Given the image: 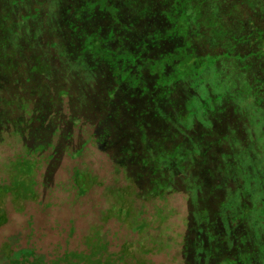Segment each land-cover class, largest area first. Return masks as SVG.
Wrapping results in <instances>:
<instances>
[{
    "label": "rangeland",
    "instance_id": "obj_1",
    "mask_svg": "<svg viewBox=\"0 0 264 264\" xmlns=\"http://www.w3.org/2000/svg\"><path fill=\"white\" fill-rule=\"evenodd\" d=\"M7 1L16 8L27 4L20 8L28 9L25 16L14 11V26L25 19L30 31L62 30L81 46L80 63L87 60L84 64L91 65L93 58L109 64L112 83L98 73L74 86L83 83L90 94L102 92L104 107L114 115L125 114L116 125L128 147L119 140L97 145L88 138L99 158L87 151L71 159L66 153L79 149L77 138L67 149L35 147L20 155L30 163L14 166V160L3 166L15 152L0 146V264H18L29 256L36 259L34 264H181L190 255L208 262L211 250L197 249L194 241L221 239L209 230L215 224L235 228L251 220L253 227L238 232L249 244L264 246V208L254 205L239 212L231 207L227 212L218 202V212L206 217L204 210L197 211L195 217L191 204H202L205 198L197 192L190 204L180 179L203 184L216 160L220 172L233 169L227 176L240 180L238 192L261 194L264 161L255 151H244L258 146L247 130L261 126L264 116L257 97L264 98V88L258 89L264 75V28L256 27L258 18L264 25V0H146L147 14L134 9L135 0H124L133 9L131 19H120L109 0ZM61 80L50 79L43 87L60 95ZM94 95L88 97L93 102ZM74 102L79 103L76 97L64 105L73 108ZM80 108L61 112L67 122L86 119V109ZM7 112L15 114L14 108L3 109L4 115ZM124 127L130 132L124 133ZM90 132L78 136L84 140ZM261 145L264 150V140ZM109 147L114 153L105 152ZM148 147L151 152L144 153ZM118 150L124 152L115 161L109 154ZM246 164L249 173L243 172ZM171 212L176 215L167 221ZM189 221L194 232L188 239L193 242L179 251L176 245L189 235ZM163 228L175 232L171 237L176 245L167 256L163 251L172 240ZM193 249L200 251L191 254ZM236 254L238 264H248L254 256L240 250Z\"/></svg>",
    "mask_w": 264,
    "mask_h": 264
},
{
    "label": "trees",
    "instance_id": "obj_2",
    "mask_svg": "<svg viewBox=\"0 0 264 264\" xmlns=\"http://www.w3.org/2000/svg\"><path fill=\"white\" fill-rule=\"evenodd\" d=\"M26 5L27 4H22L20 6L18 5L16 8L12 6L9 1L0 0V137L3 138V142L0 144V146L9 147L15 152L11 155L12 159L3 166H7L9 164L13 165L12 161L14 160V166L16 163H25L26 161L30 163V160H24L20 155H22L23 152L27 153L28 155L35 147H38L41 150L44 149L45 151L47 150L48 144L54 148L60 147L59 141L64 134H61V132L58 131V128L54 130L51 128L50 122L52 123V121L50 120L54 118L52 110L50 108V110L47 109L48 111L44 109V106H54L52 101L54 100V94L57 96L58 91L56 93H50L51 91L44 89L43 85L45 86L48 80L57 78L58 67H56L57 64L54 63L55 61H59L63 64L65 62L72 66H76L78 63H80L77 54L80 51L81 46L73 42V35L71 36L62 30H56L58 32L55 31L56 33H53L50 28L45 29L43 33H41V30L37 31V29L34 28L32 31H30V29L27 28L28 20L25 19L19 21L18 26H14V11L17 10L19 14L25 16L28 9H26L27 11H22L20 8L25 7ZM258 19L260 24L256 27L263 29V22L260 20V18ZM35 32H38V34H35ZM76 45L79 47H75ZM259 82L261 83V88L258 89L261 90L264 88V75L263 78L259 80ZM61 84H70L72 88L69 89V91H75V88H73L75 82L70 77L64 78V81L62 79ZM63 89H65L64 86ZM242 89L243 88L240 90ZM49 93L51 96V103H46L44 101L46 100V97L49 95ZM62 94L63 93L60 95ZM257 97L258 100L260 99V102L264 104V98L262 95H258ZM16 107L19 109L18 116H16L13 112H10L9 115V110L7 115L3 114V109L6 110ZM12 124H16V130L14 131L11 128ZM261 131L264 135V116L262 117L261 126L257 128L255 127L252 131H249L256 136L258 146L256 149L248 146L244 152L247 150H251L253 152L255 151V154L259 155L258 159L260 161H264V150L261 145L262 140H264V136L262 135ZM55 140L57 143L56 147ZM13 145L15 148H17V150L13 148ZM79 150L80 149H77L74 152L67 151L66 154L71 159H73L74 155H77L76 153L80 152ZM244 152H239V154ZM23 156H25V154ZM246 161L247 159L244 161V163ZM212 168L218 170V168H215V164ZM245 168L246 169L243 172L249 173L250 170L247 164ZM231 170L233 169H229L227 172H233ZM72 175L74 176V174ZM229 177L230 179L227 180V183L232 184L227 186L226 189L230 187L234 189H232L230 192L232 193L233 197L234 195H238L239 203H235L230 199H225V201L221 202V207L228 209V207H233L235 205L243 207L242 210L245 209L246 211H248L249 208L251 209L253 205L264 208V184L259 185V192H261V194L255 196L248 192L250 191L249 189H246L245 193L238 192L237 187L240 180L236 179L234 174H229ZM187 189L183 193L189 195L190 204L192 202L191 199L194 198L197 192H201V196H204L202 198H205V201L202 204H191L190 207H195V211L193 213L195 217L196 212L202 210H204L206 213V217L210 216V213H213V208H209V204L211 206H213L214 203L217 205L219 198L215 197V202H210L206 187L205 189L204 187L201 189H197L195 187L193 190L192 188L189 189L187 187ZM203 190L206 191V194H203ZM240 198L242 199L240 200ZM165 213L167 214V212ZM174 215H176V213L171 212L170 216H166V220L168 221ZM213 228L214 225L211 228V234H213L215 238L219 236L221 239L216 238L213 240V242H210L212 248L211 251L209 249H205L206 246L201 243L197 244V249L202 248L203 250H209L212 257L214 256L215 252L222 253V259L220 261L212 259L211 263L214 261L216 264H238L239 258L236 254V251L240 250L244 253L247 252V248L244 243L245 239L241 240L240 242L236 239H233L232 231L236 230H234L232 226L226 228V232L215 231ZM162 232L166 235V238H170L172 240L171 243H169L170 247H166L163 251L164 255L166 254L167 256V253L173 249V243L176 245V242H174L175 240L173 239L174 237H171L175 234V232H173V229L167 231L164 228L162 229ZM163 233L161 234L163 235ZM158 236H160V233H158ZM92 240L99 241L95 237H92ZM182 241L183 242H180L182 244L176 245L177 247H180L179 251H181L183 248L187 249V241L185 238ZM150 247L151 242L145 245L146 249H149ZM28 248L30 247H19L17 250L23 251ZM219 248H221L222 251L219 250ZM10 249L13 251L15 250V247ZM193 251L194 252L191 254L198 253L200 250L193 249ZM261 251H264V246L262 245L259 247V252ZM187 255L189 254L187 253ZM193 258L195 259L196 257L193 256L191 258V263H193ZM44 259L45 261L43 262H48L47 258ZM35 261L36 259L33 256H29L27 258L20 259L18 264H34ZM186 262L188 261L186 260ZM185 263L184 261L181 262V264Z\"/></svg>",
    "mask_w": 264,
    "mask_h": 264
},
{
    "label": "flooded vegetation",
    "instance_id": "obj_3",
    "mask_svg": "<svg viewBox=\"0 0 264 264\" xmlns=\"http://www.w3.org/2000/svg\"><path fill=\"white\" fill-rule=\"evenodd\" d=\"M154 1H155L154 4L158 3V2H156V0H154ZM109 2H110L109 3L110 5H112L116 8L118 17L120 19H127V18L131 19L133 17L132 16L133 9H129L128 6H125L124 0H109ZM132 5H133L134 9H138L139 7L141 9H145L146 10L145 14H147L146 0H135V2L132 3ZM165 8H168V6ZM127 10H129V11H127ZM75 47L78 48L79 46L76 45ZM86 59H88V57H86ZM86 62H87V60H83L81 63H78V65L72 66V65L67 64L65 62L63 64V63H60L59 61H55L54 63L57 64L56 67H58V72H57L58 76L57 77L60 79H63V81H64V78L70 77L71 79H73L74 82L79 83V81H82L83 79L86 80L87 77L89 78L92 75L98 76L97 74L101 73L102 76L109 78L110 82L112 83L111 78H110V74L107 73V70L109 67L108 63L98 62L97 60H95L93 58H92V64L91 65H85L84 63H86ZM101 69H103V70H101ZM164 71H166V69ZM163 74H165V73L163 72ZM80 84L81 85L80 86L78 85L77 88H75V86H73V88H75L74 92L69 91V89L72 88L70 85L63 84L65 87V89H63V88L61 89L63 94L57 95V96H55V94H54V100L52 101V103H53V105H56V106H57V104L61 105V108L51 109L54 118H52V120H50V121H52V123L50 122V126H51V128H53V130L58 128L59 132L64 133L63 137L59 141L60 147L65 146L64 149L68 148L66 146L67 145L70 146L72 144V143L70 144V142L73 139L79 138V141H78L79 145H77V147H79V149H80L79 150L80 151L79 152L80 158L88 151V152L95 154V158H97V159L99 158V155L97 154L98 149L96 148V146L93 147L92 144L88 145V143L86 142V140L88 138L93 139L97 145H99L100 142H103L106 139L109 141L119 140L121 142L122 147H128V144L126 143V141L120 136L121 131L118 129V127L116 125L117 119L124 121L121 116L125 115V114L122 112H119V113L116 112V114L114 115L113 112H111L109 108L104 107L103 103H101L102 92L101 93H95V95L90 94L83 88V86H84L83 83H80ZM107 84H109V83L107 82ZM106 88H108V87H106ZM96 94H98V95H96ZM91 95H94V97H95L94 102L90 98H88ZM104 96H105V94H104ZM73 97H76V99L78 100L79 103L76 104L74 102L73 108H69V107L65 106L64 104H66L68 102V99H72ZM46 99H48V100H45V102H50V99H51L50 93H49V95H47ZM107 100L108 99H105V97H104V101H107ZM87 101L89 104H87ZM80 107H82L83 109H86L85 113L87 114V118L83 119V118L79 117L78 120L75 119V121L71 122V119H70L69 122H67L66 118H65V114L62 113L61 111L64 109H66V110L71 109L74 112H79V111H82ZM44 109L46 111L50 110L49 107H45V106H44ZM14 112H15V115L18 116L19 109L17 107L14 108ZM91 112L94 113L96 116L92 115ZM91 115L93 116V120H91ZM13 122H15V121H13ZM11 128L13 129V131L16 130V124H12ZM127 128L126 127L123 128L124 133H126V131L128 130ZM86 130H91V132H90V134L85 136L84 140H82L78 136V134H81L83 131H86ZM252 130L253 129L250 128L247 131H252ZM105 131H106V133H108V132L109 133L106 136H103V139L98 142L97 138L99 136L103 135V133ZM127 132H130V131H127ZM215 132H217V131H215ZM75 133H77V135ZM145 134H146L148 139L153 138L152 133L146 132ZM121 139H123V142ZM2 142H3V138L0 137V144ZM100 147H104V146H100ZM145 149L146 150H144V153H150L151 152L150 147L145 148ZM111 150H113V148L109 147L106 151L105 150H102V151L103 152L105 151L107 153L110 152V154L114 153ZM123 152L124 151L118 150V152L112 156H110V154H109V157L115 159V161L119 160L122 157ZM217 163L218 162L215 160L214 164L216 165ZM198 176H199V174H197V177ZM180 179H183L186 186L189 189L192 188V190L195 187L197 189H199L203 186H206V191H207V194L209 196L208 199L210 202H215V200H216L215 197H218L219 198L218 202L225 201V199H230V200L234 201L235 203H239L238 195L237 196L234 195V197H233L232 193L230 192L233 188L230 187V188L226 189L227 186L232 184V183H227V180H229L230 177L227 176L226 173L224 174V172H220V170H216V169L212 168L211 166H209L206 178L203 180V184L199 181H196V179H193L189 183V177L186 178L185 176L181 177ZM187 187H186V189H187ZM204 189H205V187H204ZM186 195H188V194H186ZM241 199L242 198H240V200ZM188 201H189V195H188ZM165 205L169 206V202H167V204H165ZM171 206L172 207H179V206H176V205L173 206V204H170V207ZM233 207H237L238 208L237 210L239 212H241L243 209V207H239V206H235V205ZM253 207H255V206L253 205ZM209 208H213L212 214H214L215 212H218V209H217L218 207L215 205V203L213 206H211L209 204ZM226 210H227V212L232 211L231 207H228V209H226ZM252 221L253 220L249 221L251 223L246 221V223H249V224H245V225H241V226L237 225L235 228H234L235 224L227 225L226 227L228 228V227L232 226L234 228V230H236V231H232V238L233 239H236L239 242L241 240L245 239L244 243H245L246 248H247L246 253H251V254L256 253V254H254V256H250V258L246 262L248 264H262V263H264V251L259 252V247L261 244L260 243L258 245L257 244H249L247 241L246 235L238 232L239 228L253 227L254 222H252ZM192 223H193V221H191L189 224H187L189 235L187 237H184L185 240L187 241V245L190 242H193L192 240L188 239V237H190L194 232V229L192 228ZM226 227L221 226L219 224H215L213 229H215V231L226 232L227 231ZM209 230H210V232L212 231L211 229H209ZM194 243H197V244L201 243V244H204V246H206L205 248H207L209 250L212 249L211 243L205 242L204 239L194 241ZM219 250L222 251L221 248H219ZM213 257H215V258H213ZM213 257H211L208 262L205 260L201 261L196 257L195 259L193 258V263H191L190 262L191 261L190 256H188L187 258H183V260H184V263L186 262V260L188 261L185 264H188V263L189 264H216V262H214V261L211 263V260L214 259L216 261H220L222 259V253L221 252H215Z\"/></svg>",
    "mask_w": 264,
    "mask_h": 264
}]
</instances>
